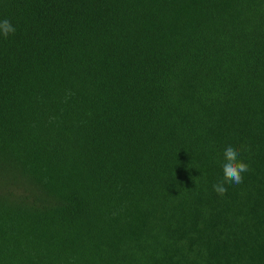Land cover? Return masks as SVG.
<instances>
[{"label": "trees", "instance_id": "16d2710c", "mask_svg": "<svg viewBox=\"0 0 264 264\" xmlns=\"http://www.w3.org/2000/svg\"><path fill=\"white\" fill-rule=\"evenodd\" d=\"M5 19L0 264H264V0H0ZM228 145L249 171L221 196Z\"/></svg>", "mask_w": 264, "mask_h": 264}, {"label": "clouds", "instance_id": "9594fccd", "mask_svg": "<svg viewBox=\"0 0 264 264\" xmlns=\"http://www.w3.org/2000/svg\"><path fill=\"white\" fill-rule=\"evenodd\" d=\"M15 27L7 19L0 21V35L7 38L14 34ZM223 163L221 164L223 171V179L213 185V190L218 195H225L227 192L226 185H240L244 180V173L249 171V165L240 159V150L232 145H228L223 153ZM198 179H195V184Z\"/></svg>", "mask_w": 264, "mask_h": 264}]
</instances>
